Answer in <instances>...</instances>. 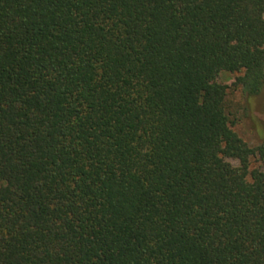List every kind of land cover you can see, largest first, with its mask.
<instances>
[{
	"label": "trees",
	"instance_id": "trees-1",
	"mask_svg": "<svg viewBox=\"0 0 264 264\" xmlns=\"http://www.w3.org/2000/svg\"><path fill=\"white\" fill-rule=\"evenodd\" d=\"M220 72L260 93L264 0H0V264H264Z\"/></svg>",
	"mask_w": 264,
	"mask_h": 264
},
{
	"label": "rangeland",
	"instance_id": "rangeland-1",
	"mask_svg": "<svg viewBox=\"0 0 264 264\" xmlns=\"http://www.w3.org/2000/svg\"><path fill=\"white\" fill-rule=\"evenodd\" d=\"M238 73L220 72L216 77L219 84L227 87L226 108L232 129L250 147H256L264 138V83L260 93L253 97L243 94L234 83ZM236 165V162H232ZM251 168H257V158H252Z\"/></svg>",
	"mask_w": 264,
	"mask_h": 264
}]
</instances>
